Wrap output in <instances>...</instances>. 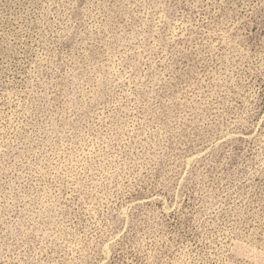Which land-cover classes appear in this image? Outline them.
I'll return each instance as SVG.
<instances>
[{
  "label": "rangeland",
  "instance_id": "374dc122",
  "mask_svg": "<svg viewBox=\"0 0 264 264\" xmlns=\"http://www.w3.org/2000/svg\"><path fill=\"white\" fill-rule=\"evenodd\" d=\"M0 264H264V0H0Z\"/></svg>",
  "mask_w": 264,
  "mask_h": 264
}]
</instances>
